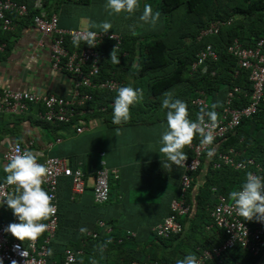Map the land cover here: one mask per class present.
<instances>
[{
    "label": "crops",
    "instance_id": "crops-1",
    "mask_svg": "<svg viewBox=\"0 0 264 264\" xmlns=\"http://www.w3.org/2000/svg\"><path fill=\"white\" fill-rule=\"evenodd\" d=\"M138 2L139 8L134 15L121 13L110 16L105 10L106 0H56L55 3L58 4L53 13L59 16V26L66 29L101 31L91 25L108 21L113 25L109 33H120L123 39L125 36L136 37V43H145L155 36L164 37L167 17L159 9L160 0ZM145 4L151 5L153 13H160L155 26L140 20ZM45 12L49 15L47 9ZM12 17L16 24L14 30L1 34L7 42V48L0 55V89L70 95L74 87L73 76L67 72L55 71L52 66V37L43 35L31 17ZM187 21H190V17ZM187 25L185 22H178L176 32L183 37L181 29L187 30ZM165 38L173 45L178 42L177 37L173 39L166 35ZM138 57L137 55V59ZM137 62L135 60L131 67H135ZM174 65L172 63L171 67ZM131 67H122L120 70L123 85L139 89L140 80L137 78L141 75L134 74ZM151 83L152 77L147 84L149 94L143 97L144 105L135 103L130 108V120L122 125L112 123V109L100 114L95 112L84 115L81 125L86 129L80 133L74 123H49L41 119V105H34L22 114L0 115V184L5 175L3 165L7 163L3 154L15 143L26 145L32 141L31 151L41 164L49 156H58L67 159L73 168L79 166L84 171L86 187L75 198H72L71 179L60 180L57 206L62 225L58 238L53 241L52 261L61 264L65 249H74L84 244L86 241L83 238L89 236V233L102 235V228L98 224L101 220L120 234L133 238L127 247L136 256L154 248L170 258L177 252L175 261L180 259L177 256L192 254L190 249L197 240L190 236L193 233L191 221L196 219L198 194L207 180L205 166L194 174V184L187 195L192 207V219L184 222L181 219L184 224L183 234L171 242L166 240V244L158 247L160 244L158 240L154 242L153 230L170 213L171 203L179 195L182 175L181 166L168 167L163 154H159L167 111L161 107L162 100L165 93H171L173 98L185 101L189 118L195 121L197 109L190 103L194 83H180L157 97L150 93ZM226 92L227 89L222 88L215 94L208 95L209 109L215 110L217 115L227 97ZM213 105H216L215 109L212 108ZM217 148L218 145L214 144L211 149L215 152ZM183 151L185 155L188 154L187 146ZM212 157L213 155L207 157V161ZM103 158L110 169L119 170L120 177L111 180L110 200L98 204L94 200L93 189L96 171ZM210 197L214 202V193ZM0 219L7 224L18 222L6 205L0 209ZM81 227L87 228V233L81 234ZM213 228L205 229L202 238H198L207 246L217 243L223 237L218 232L214 234L211 230ZM104 259L102 256L101 260Z\"/></svg>",
    "mask_w": 264,
    "mask_h": 264
},
{
    "label": "built area",
    "instance_id": "built-area-1",
    "mask_svg": "<svg viewBox=\"0 0 264 264\" xmlns=\"http://www.w3.org/2000/svg\"><path fill=\"white\" fill-rule=\"evenodd\" d=\"M39 12H32V8ZM31 17L34 25L43 35L51 36V59L55 71L67 72L73 76L74 87L68 96L53 93H42L32 91L0 89V115L4 113H25L34 105H41V119L50 123H74L77 132H83L86 127L82 126V118L86 114L97 111L104 112L113 107L114 101L108 105L95 109L90 105L94 100V90H108L116 92L122 87L123 81L112 73L105 79H98L102 61L99 46L105 41L112 43V49L122 51L123 36L120 33H106L90 29H66L59 26V16L56 13L50 16L46 14L44 0H0V55L6 50L7 42L2 39L1 34L14 30L16 24L12 17ZM233 18L215 19L203 27L197 34V40L218 35L221 30L229 26ZM88 31L95 32V47L87 44L81 48L70 50L68 42L78 35H86ZM80 44H85L81 42ZM229 55L235 58L236 66L233 74L238 76L241 71H247L252 85L250 101L241 107L233 106L234 94L241 92L240 86H234L227 94L226 101L219 110L217 127L212 130L214 135L213 144L202 146V137L197 135L192 143L187 145L188 154L182 167L179 195L171 203V211L163 221L154 227V234L162 238H169L184 231L181 219L191 212V204L187 195L194 184V174L204 166H208L207 152L215 142L225 138L235 130L240 122L247 117L256 114L264 103V36L255 40L249 46L239 38H234L227 46ZM219 53L212 43H206L198 51L196 59L191 64V73H207L210 61H218ZM215 75V71L211 72ZM191 104L197 109L198 116L202 110L209 111L208 94L204 90H198ZM197 116V118H198ZM207 120V117L205 118ZM82 120V121H81ZM33 142L28 144H12L3 154V159L9 161L17 154V148L23 151H31ZM32 152V151H31ZM215 153V152H214ZM214 156V154H213ZM213 158V157H212ZM207 161V162H206ZM211 161V159L209 160ZM38 163H40L38 161ZM41 164V163H40ZM48 169L44 190L53 197L56 211L44 223L47 224L46 231L36 240L20 241L6 229L10 224L0 219V261L3 264H59L49 259V243L55 236L58 226L57 193L61 178L68 177L72 182V198L82 194L86 187L85 174L82 167L73 168L67 159L58 156H49L43 162ZM231 166L239 170H249V173L264 176V162H258L253 157L243 158V152L236 147H229L218 152L213 161L214 168ZM119 170L110 169L106 160H101V166L96 171L94 182V200L98 204H104L111 198V180L119 179ZM216 191V188H213ZM14 193V186L0 184V200L7 194ZM2 207H0L1 209ZM213 222L208 226L217 227L225 236L222 244L205 248L198 254L199 264H207L209 261H222L223 255L230 249L241 247L253 255H260L264 249V222H250L238 215L234 207V201L222 193L216 194V201L211 208ZM103 231L110 235L113 228L104 221H99ZM42 235L44 236L41 239ZM93 237H100L98 233H89ZM107 242H113V238H107ZM117 242H123L119 238ZM83 253L82 249L66 248L64 260L61 264H74L77 257ZM133 264H137L134 261ZM157 264V263H155Z\"/></svg>",
    "mask_w": 264,
    "mask_h": 264
},
{
    "label": "trees",
    "instance_id": "trees-1",
    "mask_svg": "<svg viewBox=\"0 0 264 264\" xmlns=\"http://www.w3.org/2000/svg\"><path fill=\"white\" fill-rule=\"evenodd\" d=\"M55 2L56 0H44V7L49 15L57 8L58 3ZM182 6H186L187 12L192 16L191 21L194 25L189 22L187 30L181 29L182 33H184L183 37L180 33L172 35V38L179 36L176 38L178 40L177 44L173 45L174 43L170 42L165 36L170 34L169 32L173 27H178L177 24L174 25L176 21L174 19L176 12ZM159 9L167 17L164 37L155 36L145 43H136V37L125 36L122 50L127 51V55L123 56L122 51H116L120 59L119 64H115L110 60V54L113 51L112 43L105 41L98 48L102 61V69L98 79H105L115 73L118 79L123 80L120 72L121 68L131 67L134 61L138 60L137 65L131 67L134 74H140L141 76L155 74L150 84V93L153 96L157 97L176 85L186 82L194 83L193 97L196 96L198 90H204L208 95H212L225 88L227 89L226 94H228L234 86H240L241 92L234 94L233 106L241 107L247 105L250 101L249 95L252 89L248 72L241 71L238 76L233 74L236 60L228 54L227 46L234 38H239L244 45L249 46L255 40L264 36V0H160ZM32 12H39V10L32 8ZM231 17L233 22L229 26L224 27L218 35L207 37L202 41L197 40L198 32L211 21ZM206 43L213 44L219 53V60L209 62L207 73H191V64L196 59L198 51ZM85 45L80 44L79 47H76L71 42L67 43L70 50L81 48ZM138 49L139 52L137 51ZM137 55L139 59H137ZM172 63L173 65L175 63L174 67H171ZM212 71H215V75L211 73ZM122 87L127 86L124 84ZM92 93L94 100L90 105L97 109L114 101L118 91L94 90ZM109 109H112V107H109ZM100 113L103 112H96V114ZM214 144H217L218 148L215 150L211 161H206L208 163L206 167L207 180L198 194L196 219L191 221L193 233H190V236L197 241L193 244L190 251L196 256L203 249L220 245L225 240L224 234L217 227H212L213 229H211L214 234L218 232L219 235L223 236L217 243L207 246V244L199 240L202 238L204 230L213 222L211 208L216 201V194L222 193L230 198V193L239 190L243 183L246 182V177L249 174L248 169L239 170L231 166L214 168L213 161L217 157L218 152L229 147H236L243 152V158L253 157L258 162H264V103L256 114L244 118L235 130ZM201 170L202 168L198 172ZM214 187L216 191L213 190ZM212 193L215 195L214 202L210 197ZM187 219H192L191 212L184 216L182 221L184 222ZM248 221L254 222L255 218ZM61 225L58 213V226L55 236L48 247L49 253L51 252V255L49 254L50 260H53V241L58 238ZM182 234L183 232L169 238H162L155 234L154 242L158 240L160 245L157 246L159 247L162 244H166V240L171 242ZM196 234H198V237ZM99 236H86V238H83V241L86 242L74 248L83 250V253L77 257L74 264H133L134 261H137V264H176L177 262L175 261L177 252H174V256L170 258L166 253H159L156 250L157 248L153 250L148 248L149 251L145 250L143 254L136 256L133 250L127 247V244L133 238L122 235L115 229L110 235L103 231L102 235L99 234ZM109 237L113 238V242H107ZM43 238L44 236L41 237V239ZM119 238H123V242H117ZM101 248L103 249L102 251ZM102 256L105 258L104 261L101 260ZM185 256L187 255L177 257L182 260ZM207 264H264V249L260 255H253L246 249L235 247L223 255L221 262L215 260L209 261Z\"/></svg>",
    "mask_w": 264,
    "mask_h": 264
},
{
    "label": "clouds",
    "instance_id": "clouds-1",
    "mask_svg": "<svg viewBox=\"0 0 264 264\" xmlns=\"http://www.w3.org/2000/svg\"><path fill=\"white\" fill-rule=\"evenodd\" d=\"M139 8L138 0H106L105 10L108 14L119 15L127 13L134 15ZM160 18V13H153L151 5L145 4L140 20L146 24L155 26ZM92 28L99 29L106 34L113 25L104 21L92 24ZM95 32L88 31L86 35H78L73 39V45L80 46L83 41L89 47H95ZM110 60L119 64L116 48L110 54ZM141 93L139 89L132 87H121L115 97L112 107V123L122 125L130 118V108L138 102ZM162 109L166 111V127L161 133L159 154H163L167 166L180 167L186 157L183 149L190 145L195 136L202 137L201 145L213 144V131L217 127V112L215 110H202L198 118L193 121L189 118V109L185 101L173 98L171 93H165L162 100ZM216 105L212 108L215 109ZM207 117V120L205 119ZM17 154L3 165V184L14 186V193L7 194L0 200V207L7 206L17 218V223H11L6 231L20 241L36 240L47 229L48 220L55 214L56 206L52 202L53 197L44 190L42 185L48 174V169L38 163L37 156L31 151H23L17 148ZM214 154L213 149L207 152L208 157ZM234 201V207L239 216L246 220L255 218L258 222H264V176L249 173L242 187L230 193ZM87 228L81 227V234L87 233ZM103 249L101 248V251ZM51 255V252L49 253ZM3 264V261H0ZM176 264H199L196 255L188 254L184 259L178 260Z\"/></svg>",
    "mask_w": 264,
    "mask_h": 264
},
{
    "label": "rangeland",
    "instance_id": "rangeland-1",
    "mask_svg": "<svg viewBox=\"0 0 264 264\" xmlns=\"http://www.w3.org/2000/svg\"><path fill=\"white\" fill-rule=\"evenodd\" d=\"M175 16H176V19H174V20H176L175 21V24L174 25H176V24H178V22L179 23H181V22H185L186 24H189V22H190V24L191 25H194V23L191 21V15H189V13L187 12V10H186V6H182V7H180L179 8V10L176 12V14H175ZM189 17H190V21L188 22L187 20L189 19ZM194 17H195V15H194ZM177 29H178V27H176V28H172L171 30H170V36H172V35H177ZM177 37H179V36H177ZM153 75H155V74H152V75H150V76H139L137 79L138 80H140V88H139V90H140V93H141V96H140V99L138 100V104H140L141 106L142 105H144V102H143V97H147L148 96V94H149V90H148V87H147V84H148V80H149V78H151V77H153Z\"/></svg>",
    "mask_w": 264,
    "mask_h": 264
}]
</instances>
